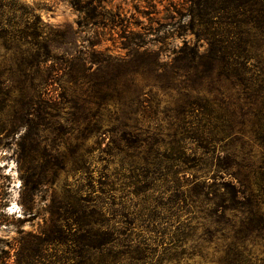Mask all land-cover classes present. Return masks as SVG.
<instances>
[{"label":"trees","instance_id":"trees-1","mask_svg":"<svg viewBox=\"0 0 264 264\" xmlns=\"http://www.w3.org/2000/svg\"><path fill=\"white\" fill-rule=\"evenodd\" d=\"M101 2L71 0L80 27L101 24ZM184 2L168 28L125 33L124 57L96 49V35L78 53L50 42L37 51L38 77L48 71L83 96V138L98 133L103 162L86 195L61 189L53 222L72 247L68 264H264V0ZM174 37L182 43L160 61ZM76 150L55 167L34 153L24 183L40 189L82 171ZM9 258L2 249L0 264Z\"/></svg>","mask_w":264,"mask_h":264},{"label":"rangeland","instance_id":"rangeland-1","mask_svg":"<svg viewBox=\"0 0 264 264\" xmlns=\"http://www.w3.org/2000/svg\"><path fill=\"white\" fill-rule=\"evenodd\" d=\"M101 1L105 18L89 29L78 25L80 15L72 8L71 0H0V251H9L11 264L24 258L30 264L69 263L72 247L67 233L58 230L53 222L57 208L63 206L59 201L61 189L66 183L72 192L86 195L89 187L96 186V176L103 166L98 133L83 138L87 119L77 100L83 96L78 91L71 94L73 87L63 78L51 82L48 71L41 69L38 77L37 51L50 42L60 47L57 54L64 49L78 53L91 35H96L100 42L96 49L124 57L125 33L147 32L150 27L161 29L163 25L168 28L173 22V7L185 5L184 0ZM187 38L193 39V35ZM181 43L180 38H169L160 48V61ZM158 46L149 44L151 50ZM23 68L29 76L21 74ZM62 88H68L66 99L56 105L48 103L51 91ZM38 107L43 110L40 118L36 115ZM36 122H40L38 137L34 131ZM29 123H33L30 131ZM20 142L25 146L24 155L28 151L30 156L22 157ZM75 147L76 155L81 156L80 164L85 166L82 171L60 172L54 183L40 189L24 183L26 176L33 181L34 153L55 167L56 159Z\"/></svg>","mask_w":264,"mask_h":264}]
</instances>
